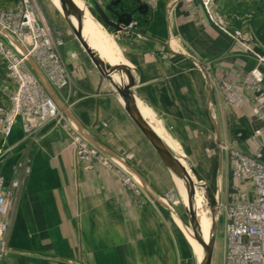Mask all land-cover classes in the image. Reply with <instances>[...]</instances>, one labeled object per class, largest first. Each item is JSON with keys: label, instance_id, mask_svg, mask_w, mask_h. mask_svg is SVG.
I'll list each match as a JSON object with an SVG mask.
<instances>
[{"label": "crops", "instance_id": "0c3cea01", "mask_svg": "<svg viewBox=\"0 0 264 264\" xmlns=\"http://www.w3.org/2000/svg\"><path fill=\"white\" fill-rule=\"evenodd\" d=\"M31 1L42 24L65 42L67 83L51 84L36 67L58 115L31 133L20 122L11 132H0V178L11 190L7 250L0 264H176L164 209H169L166 194H179L178 178L84 50L61 0L60 5ZM72 1L81 11L82 31L113 53L104 58L105 66L128 108L218 188L224 226L225 208L248 189L233 174L231 151L262 150L249 135L262 123L251 114L255 92L247 79L257 66L264 73V0L216 1L230 27L252 35L247 45L213 24L200 0H141L148 11L135 12L133 24L119 32L100 16L101 11L111 15L107 8L113 0ZM121 1L129 12L138 6ZM20 3L0 0V9L15 10ZM71 22L78 29L74 16ZM7 78L0 62V110L10 106ZM227 86L239 90L243 102L229 100ZM234 129L245 136L234 135ZM76 131L106 162L87 168L77 160ZM192 180L212 227L206 188L195 176Z\"/></svg>", "mask_w": 264, "mask_h": 264}, {"label": "built area", "instance_id": "2783aa9c", "mask_svg": "<svg viewBox=\"0 0 264 264\" xmlns=\"http://www.w3.org/2000/svg\"><path fill=\"white\" fill-rule=\"evenodd\" d=\"M209 19L234 42L247 45L252 35L229 26L217 10V0H200ZM65 42L55 37L42 24L31 0H21L15 10L0 9V61L6 75L13 83L8 93L10 106L0 110V132L9 133L20 122L25 133H31L48 119L58 115V106L36 73L32 63L53 85L67 83L62 48ZM74 59L78 56L72 54ZM255 95L250 98V111L255 120L264 125L263 70L257 66L247 79ZM227 97L233 102H243L241 92L226 87ZM264 127L254 130L252 137L260 135ZM242 137L241 131L237 133ZM72 144L77 160L87 168L103 161L98 149L79 132L72 133ZM233 174L242 179L248 189L234 195L224 212L225 246L223 264H264V156L258 149L244 152L231 151ZM18 184L12 182L13 186ZM176 194H166L175 200ZM11 204V190L0 178V257L7 250L9 223L5 219Z\"/></svg>", "mask_w": 264, "mask_h": 264}, {"label": "water", "instance_id": "95a60500", "mask_svg": "<svg viewBox=\"0 0 264 264\" xmlns=\"http://www.w3.org/2000/svg\"><path fill=\"white\" fill-rule=\"evenodd\" d=\"M138 6L132 10L127 11L126 7L122 3L121 0H113L111 4L108 6L107 10L111 13V15L106 14V12L101 11L100 16L102 20L108 24L109 26L113 27L116 31H123L127 27L131 26L134 22L133 14L135 12L144 13L147 12L149 7L147 4L142 3L141 0H134ZM62 5L65 10L66 18L71 23L75 34L79 38L84 50L94 63V65L97 67L101 75L105 78L107 82H109L111 85L116 87L117 91L120 93L121 96L124 97V100L126 102V109L133 118L134 122L136 123L137 127L141 130L143 135L146 137V139L154 146V148L159 152V154L162 156L163 160L166 162L168 167L171 169V171L174 173V175L180 179V176L176 170L175 165L182 166L183 168L187 169L191 173H193L204 185L206 188V191L209 196V203H210V210H211V216H212V229H211V236L209 241H205V239L201 234H196L199 242L202 244L204 248V257L201 260V262L196 259V264H212L213 262V254L217 239V232L219 227V218H220V194L218 191V188L215 185H212L210 182L206 180V178L197 170V168L187 159L177 156L162 140L160 137L156 135V133L146 124V122L142 121L141 118L134 113L131 109L128 108V100L127 97L124 96L118 88V82L114 79V75L111 73H107V69L105 64L100 60L96 52L90 47L88 42L82 37L81 29L82 25L84 24V20L81 15V11L79 8L74 4L72 0H61ZM74 16L78 21V29L75 28V26L71 22V17ZM34 69L36 66L32 63ZM114 73L115 76L119 73V68L115 70ZM44 80V78H43ZM42 80V81H43ZM44 84L48 85L47 81H43ZM128 88H126L125 91H127ZM189 195V192H188ZM190 198V197H188ZM189 200V215L190 220H198L197 212L191 202Z\"/></svg>", "mask_w": 264, "mask_h": 264}, {"label": "rangeland", "instance_id": "374dc122", "mask_svg": "<svg viewBox=\"0 0 264 264\" xmlns=\"http://www.w3.org/2000/svg\"><path fill=\"white\" fill-rule=\"evenodd\" d=\"M216 8H217V5H216ZM0 62L3 63L2 61ZM4 68H5V65H4ZM7 80L8 82H10V84L13 87V83L11 82V80L9 78H7ZM12 87L10 88L7 87L8 88L7 94L13 89ZM261 127H264V125L261 124L258 127V129ZM237 131L238 129L233 130L234 135L237 134L236 133ZM241 133L243 136H245L246 134L243 130H241ZM249 135L252 137L253 133ZM263 135H264V130L260 135L256 137H252V138L254 139L255 142L258 143L259 147L262 149L261 151L264 153V143H262V140H261V139H264ZM175 194H176V197H175L176 201L165 198L166 199L165 202L168 204L169 209L168 207H166V205L164 209L165 213L167 214V219H168V229H169V234H170V237H169L170 251H172L174 255L173 259H175L176 264H196L197 262L196 259H198V261L200 262V251L198 249V246L196 247V244L197 245L199 244V240L196 238L194 234L192 225L190 223L189 214L186 208L184 207L183 202H181L182 200L181 197L179 198L178 193H175ZM209 211L211 213L210 208H209ZM183 224L187 226V229L190 232L192 245L194 249L192 248L191 244L188 242L187 235L182 226ZM208 232H210V230H208ZM224 234H225L224 226L220 223L218 227V232H217V239H216L212 264H223L224 263V251H225L224 250V246H225Z\"/></svg>", "mask_w": 264, "mask_h": 264}, {"label": "bare ground", "instance_id": "6f19581e", "mask_svg": "<svg viewBox=\"0 0 264 264\" xmlns=\"http://www.w3.org/2000/svg\"><path fill=\"white\" fill-rule=\"evenodd\" d=\"M57 3L60 5V0H57ZM77 24H78V22H77ZM78 26H79V24H78ZM81 33L83 34L84 38L86 39V41L88 42L90 47L96 52V54L98 55L100 60L104 64L105 63L107 64V62L104 58H108V55H110V54L112 55L113 53L109 52L103 44L97 42L96 40L91 38L89 35H87L85 32H83L82 29H81ZM175 167H176V170L180 176V179L178 178V188H179V195L182 199L183 205L188 212L189 211V200L188 199H190L195 210H196V212H197V215H198V220H193V219L190 220L194 234L196 236V234H200V232H201L203 238L207 242V241H209L210 236H211L210 233L208 234L207 230L211 231L212 227H211L209 220L206 217H204V215H203L204 209H203V207H201V203H203L205 201L203 198V194L194 192L195 187L197 188V186L194 184V181L192 180V176H195V175L193 173H191L190 171H188L187 169L183 168L182 166L175 165ZM196 179L199 180L197 177H196ZM188 192H189V195H188ZM188 197H190V198H188ZM189 217H190V215H189ZM198 228H199V230H198ZM196 238H197V236H196ZM197 246H198V249L200 251V261H201L204 257V248L200 242Z\"/></svg>", "mask_w": 264, "mask_h": 264}]
</instances>
